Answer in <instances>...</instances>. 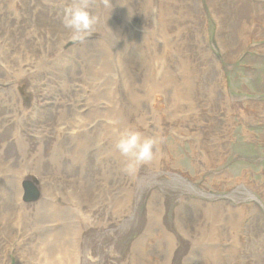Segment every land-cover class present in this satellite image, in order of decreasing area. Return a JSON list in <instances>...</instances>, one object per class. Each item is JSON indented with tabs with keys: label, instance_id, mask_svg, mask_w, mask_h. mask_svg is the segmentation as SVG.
I'll return each mask as SVG.
<instances>
[{
	"label": "rangeland",
	"instance_id": "obj_1",
	"mask_svg": "<svg viewBox=\"0 0 264 264\" xmlns=\"http://www.w3.org/2000/svg\"><path fill=\"white\" fill-rule=\"evenodd\" d=\"M104 1L88 0L89 10ZM74 2H62L46 16L26 3L18 21L19 30L26 26L52 46L32 44L23 64L31 58L33 64L13 87L25 114L10 119L17 137H26L10 143L0 164L3 211L15 216L11 226L0 223V264H134L139 252L146 264L264 262V0H192L197 20L188 36L170 22L176 14L163 18L164 12L147 6L133 15L137 0H109L107 25L75 42L62 25ZM3 8L0 2V17L11 25ZM112 22L123 27L116 39L109 36ZM141 58L146 71L138 75ZM9 85L0 77L2 90ZM124 100L132 128L157 140L158 158L131 174L117 168L104 181L105 150L118 138L109 121L127 127ZM49 127L54 137L46 133ZM87 135L99 150L92 161L97 169L72 173L70 148L81 139L72 140ZM25 149L36 156L31 164L21 158ZM32 178L36 201L23 202V185ZM192 210L240 219L232 257L220 251L214 261L216 251L205 255L207 240L198 242L194 222L189 231L178 226ZM44 211L48 217L39 223L36 216ZM219 235L217 247L227 248Z\"/></svg>",
	"mask_w": 264,
	"mask_h": 264
},
{
	"label": "bare ground",
	"instance_id": "obj_2",
	"mask_svg": "<svg viewBox=\"0 0 264 264\" xmlns=\"http://www.w3.org/2000/svg\"><path fill=\"white\" fill-rule=\"evenodd\" d=\"M57 2H52V0H1V6H5L3 8L6 13L12 18V23L11 25L7 22H5L1 17H0V32L2 31L3 35L0 37V44L3 48V56L2 59L0 60V77L3 79V81L7 84H10L9 87L6 90V94H4L2 90V87H0V164L2 163L4 159V154L5 151L8 150V148H12L11 144H15V142H22L26 135H23L21 138H18V133L19 130L16 129V124L14 123V120L10 119V115H21L25 114L24 111L19 112V108L22 106L19 104V99L18 97L16 98V94L13 91V87L17 84V80L21 79L28 74L25 72L24 69L28 70L31 68L33 64V58H31V61L28 62V65L23 64V58L25 55H27V50L31 51L32 44H35L36 46L38 45H46L48 48L52 46L50 40L42 35H33L32 32H28L26 29V26L21 27V29H18V21L21 20V14L23 12V8L26 3H30L32 6L35 5L37 8L35 11L36 13H39L40 15L46 16L48 11L50 14H52L56 8V10H59L62 7V2H66L68 0H55ZM109 0H105L104 2L96 4V6H91L94 9L91 10L90 12L97 17V23L95 25V29L98 31L99 26L101 25H107L109 21V15L111 14V9L109 4H106ZM136 1V0H135ZM138 5L135 7L137 14L135 13V10H132L133 15H142L144 12H146L149 7L147 6H154V11H159L160 13L164 12V16L169 15V14H176V21L171 19V23L176 25L181 28V30L184 32L186 36L191 35L192 33V28L194 26V23L196 22V14L192 6V0H137ZM10 4L8 5V3ZM56 6V7H55ZM53 8V9H52ZM133 8V7H132ZM52 9V10H51ZM16 10V11H15ZM1 16V12H0ZM114 24V28L110 30L109 36L111 38H115L117 36V33L120 34L122 30V26L119 24L116 26L115 22H112ZM240 31V29H238ZM113 34H112V33ZM116 39V38H115ZM58 53V52H56ZM110 54H107V59L110 58ZM135 55H133V59L129 58L132 62L134 61ZM127 58V56H126ZM128 59V58H127ZM138 65L136 63L135 65L138 68L137 73L138 75H143L145 73V65H144V59H139L136 60ZM50 62V61H49ZM54 60L51 61L50 67L54 68L53 64ZM55 62H59V58H55ZM130 65V64H129ZM56 68L55 70H57ZM59 72L61 73H67V68L64 69H58ZM29 74L32 75V73L29 72ZM60 76L64 78L61 74ZM65 79V78H64ZM64 84H66L68 81H62ZM16 88V87H15ZM65 89L61 88L60 92ZM123 106H124V113H125V124L127 127H136V125L132 122L131 116H130V111H131V106L129 105L128 100L123 101ZM27 113V112H26ZM45 130V129H44ZM62 132H65L64 129ZM6 133V134H5ZM46 133L51 134L53 137L55 136V129L53 128L51 131V128H46ZM10 134H15L13 137L10 136ZM40 134V133H39ZM36 136V135H35ZM64 138V136H63ZM79 139H81V144L78 146L73 145V150L69 154L71 155V172L72 173H78L76 170L82 169L84 166L87 168H91L93 170L97 169V165L93 163V159L97 156L98 151L96 146H94L90 135L84 136V139L82 138H75L72 140V142L78 143ZM79 147V150H77ZM24 149V147H22ZM108 151V154L104 160L103 163H101V179L104 181H109L111 180L112 172L115 169H119L120 172H122L123 167L125 166L126 163V158L121 156L120 153L116 150L115 145L113 146V149L109 151V149L105 150V152ZM25 158L21 157L23 160L26 162L28 161V164H31L30 158H32L33 161H35L36 156L33 154H28L26 152V149L24 151ZM6 156L10 157L13 156V153L6 154ZM24 162V161H22ZM91 162V164H90ZM95 162V161H94ZM54 163L56 166L62 165L63 163H58L54 160ZM25 166V164H24ZM27 166V165H26ZM90 173H93V171H89ZM94 174V173H93ZM92 180H89L90 183L94 182V179L91 178ZM28 179H26L25 182H27ZM121 181L118 182V184ZM110 183V182H106ZM25 185V184H24ZM106 185V184H105ZM112 185V183H111ZM0 189V223L1 224H6V226H11L13 222V218L15 217L14 214H6L3 211V206L5 203V200L3 195L4 192L6 191V187L4 185H1ZM108 187V186H107ZM93 187L89 185L88 183L86 184V190L90 191ZM13 188L9 189V194L12 193ZM24 191V187H23ZM25 192V191H24ZM105 193V192H104ZM27 194H24L23 197V202L25 201V196ZM37 196V194H36ZM27 197V196H26ZM37 198V197H36ZM36 198L33 201H25V202H34L36 201ZM194 207H198L195 205ZM193 207V208H194ZM10 210V209H9ZM252 212V219L257 223L258 222V216L256 215L257 212L251 211ZM232 215V214H231ZM48 217V214L46 211H44V214L42 215H37L36 218L38 219L39 223L43 222L46 220ZM222 217L228 218L227 216L217 213L215 210H212L210 212L203 213L198 210H192L190 212V215H185L182 220H177L179 222L178 226L182 227L183 229H186L187 231L190 230V227L192 226V223L194 222L196 224L197 229L194 231L195 234L198 238V242L200 239H206V245L207 251L205 252V255L207 256V253L211 252L212 249L216 251L214 255L211 257L214 261L217 258V252L223 251L226 252V256L232 257L234 248H235V239L238 238V227L240 223V219L234 215H232V218L225 219L223 220ZM234 217V218H233ZM204 219L208 222L209 227H205L204 224ZM232 221V224H229V221ZM198 224H200L202 227H199ZM218 226L217 230L215 228ZM220 226V227H219ZM148 227V225H147ZM201 233H204L208 235L212 240L210 241L209 238H202L200 236ZM211 234V236H210ZM219 234H222V237L224 241L229 242V246L227 248H218L215 242V237L220 236ZM196 243L197 245L199 243ZM138 251V248L136 247ZM170 251V248H169ZM141 255V260L136 261V264H146L145 257L143 254L144 252H139ZM15 253H13L14 255ZM138 254V253H137ZM136 255V253H135ZM139 255V254H138ZM135 258V257H134ZM137 258V257H136ZM134 263V264H135ZM259 264H264V262L259 261Z\"/></svg>",
	"mask_w": 264,
	"mask_h": 264
},
{
	"label": "clouds",
	"instance_id": "obj_3",
	"mask_svg": "<svg viewBox=\"0 0 264 264\" xmlns=\"http://www.w3.org/2000/svg\"><path fill=\"white\" fill-rule=\"evenodd\" d=\"M97 17L89 11L88 0H75L66 10L62 20L65 36L70 41H82L94 30ZM112 131L117 135L116 150L126 158L125 171L134 173L141 165L153 163L158 158L157 140L145 137L132 127L120 129L115 125L118 121H109ZM48 264H54L49 261Z\"/></svg>",
	"mask_w": 264,
	"mask_h": 264
},
{
	"label": "water",
	"instance_id": "obj_4",
	"mask_svg": "<svg viewBox=\"0 0 264 264\" xmlns=\"http://www.w3.org/2000/svg\"><path fill=\"white\" fill-rule=\"evenodd\" d=\"M24 187V191L27 194L25 196V201H33L37 196H36V192H35V188H32V186H29L27 184L23 185Z\"/></svg>",
	"mask_w": 264,
	"mask_h": 264
}]
</instances>
